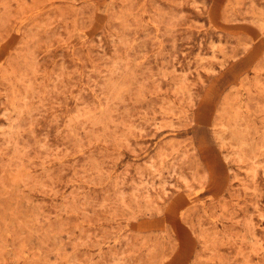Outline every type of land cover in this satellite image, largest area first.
<instances>
[{"label":"rangeland","instance_id":"rangeland-1","mask_svg":"<svg viewBox=\"0 0 264 264\" xmlns=\"http://www.w3.org/2000/svg\"><path fill=\"white\" fill-rule=\"evenodd\" d=\"M0 264H264V0H0Z\"/></svg>","mask_w":264,"mask_h":264}]
</instances>
